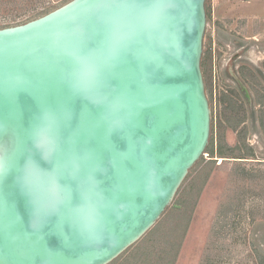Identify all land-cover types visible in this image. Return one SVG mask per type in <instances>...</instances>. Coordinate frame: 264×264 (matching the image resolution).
Here are the masks:
<instances>
[{
    "label": "water",
    "instance_id": "95a60500",
    "mask_svg": "<svg viewBox=\"0 0 264 264\" xmlns=\"http://www.w3.org/2000/svg\"><path fill=\"white\" fill-rule=\"evenodd\" d=\"M207 0H70L0 28V264H109L213 135Z\"/></svg>",
    "mask_w": 264,
    "mask_h": 264
},
{
    "label": "rangeland",
    "instance_id": "374dc122",
    "mask_svg": "<svg viewBox=\"0 0 264 264\" xmlns=\"http://www.w3.org/2000/svg\"><path fill=\"white\" fill-rule=\"evenodd\" d=\"M9 1L5 6L18 7L24 12L22 17L11 24L17 25L40 17L43 13L52 11L70 0ZM36 6L42 7L36 10L34 9ZM207 8V11L209 10V28L205 40V52H210L212 62L211 80H209L207 94L212 105L214 126L216 127L221 118V90L223 87L226 89L228 87L222 78V58L228 54V46L231 48L235 40L246 39L256 33V37L264 41V0H207ZM32 10H36V12L30 13ZM10 21L9 16L0 13V28ZM213 26L216 27L215 32ZM213 33L215 34V44L210 36ZM215 46L216 49L213 50ZM245 116V119L249 118L248 113ZM243 126L249 129L248 124ZM241 128L242 125L238 129ZM228 133L231 142L234 144L238 142L237 135H234L231 129L228 130ZM247 142L255 148V155L257 153L261 159L260 162L252 159L247 160L249 161L247 168L254 172L256 180L254 187L258 190L261 186L264 187V182L262 185L257 181V179L264 180V136L261 134L257 137L255 134H251L249 129ZM216 146L217 138H215ZM225 162L219 156L213 158L210 155H204L190 170L177 193L174 204L133 245L134 247H131L132 249L130 248L109 264H201V259L207 250L216 225L217 212L220 210L221 203L227 198L225 194L230 192L228 180L233 164L226 163L227 167H219V164ZM262 193L264 192L254 191L250 195L248 194L246 205L234 212L236 225L231 219V227L219 228L221 234H218L216 242L219 246H221L220 243H223L227 247L222 250L217 246L213 248V253H223L220 256H213V264H259L253 253L257 249L264 252V217L251 222L248 212L252 208L264 210V194ZM139 244L142 245L138 247ZM134 250L137 251V255L129 260Z\"/></svg>",
    "mask_w": 264,
    "mask_h": 264
},
{
    "label": "trees",
    "instance_id": "16d2710c",
    "mask_svg": "<svg viewBox=\"0 0 264 264\" xmlns=\"http://www.w3.org/2000/svg\"><path fill=\"white\" fill-rule=\"evenodd\" d=\"M10 2L9 0H1L0 2V13H4L6 16H9L10 23L5 26H11L15 20L19 17L23 16V11L20 10L18 7H7L5 6L7 3ZM45 3V2H44ZM46 4V3H45ZM42 6H36L34 9H40ZM3 9V10H2ZM208 9V8H207ZM36 10H32L30 13H35ZM50 11L43 13V15L47 14ZM209 13V10H208ZM8 18V17H7ZM36 18V17H35ZM33 19V18H32ZM31 20V19H30ZM204 59L202 61V69L206 79V87L209 86V80H211V55L210 52H204ZM235 94L232 92H222L220 95V103L222 105L221 110V118L218 120V125L214 126V118H213V135L211 138V143L208 146L206 152L211 157H221L226 161L224 164H219V167H227V164H233L231 166V170L229 171V182H228V191L225 194L227 195L226 200L221 203L220 210L217 212V220L215 222L213 233L211 234L210 241L208 243V247L206 252L204 253L203 258L201 259V264H213V256H220L223 253L215 252L213 253L214 247L224 248L227 247L225 244L220 243L217 244L218 234H221V230L219 228L223 227H231V219L234 220V224L236 225V217H235V210L239 209L246 205L247 197L253 193L254 191L264 192V187H260V189L256 190L254 187L255 174L254 172L247 168L248 159H252L255 156L254 148L247 142V137L249 134V129L246 124H243L247 119L246 118V108L243 103H240L237 98L234 96ZM264 120V117H263ZM242 128L239 130L240 126ZM263 128H264V121H263ZM216 128V131H215ZM231 129L233 134L237 135V140L235 144L231 142L229 139L228 130ZM216 135V136H215ZM215 138H217V146L215 147ZM203 158V157H202ZM257 181L262 184L264 180L257 179ZM263 185V184H262ZM260 190V191H259ZM249 194V195H248ZM264 194V193H262ZM178 207V206H175ZM234 215H233V214ZM249 221L254 222L258 218L264 217V210H254L253 208L248 212ZM220 220V221H219ZM218 228V230H216ZM142 244H139L140 247ZM132 248L134 246H131ZM130 247V248H131ZM129 248V249H130ZM131 248V249H132ZM212 248V249H211ZM127 249V250H129ZM127 250L125 252H127ZM139 250V249H138ZM124 252V253H125ZM123 253V254H124ZM121 254L119 257H121ZM140 254V252H139ZM137 255V251H132L131 257L129 260ZM258 262L259 264H264V255L258 253Z\"/></svg>",
    "mask_w": 264,
    "mask_h": 264
},
{
    "label": "flooded vegetation",
    "instance_id": "af4514ba",
    "mask_svg": "<svg viewBox=\"0 0 264 264\" xmlns=\"http://www.w3.org/2000/svg\"><path fill=\"white\" fill-rule=\"evenodd\" d=\"M246 39L235 40L231 48L228 46V54L222 58V78L228 87H223L221 94L232 92L244 104L249 118L243 124H248L251 134L259 137L261 134L264 136V41L256 34ZM252 160L261 161L257 153ZM258 253L264 255L261 250H255L253 254L257 262Z\"/></svg>",
    "mask_w": 264,
    "mask_h": 264
},
{
    "label": "built area",
    "instance_id": "2783aa9c",
    "mask_svg": "<svg viewBox=\"0 0 264 264\" xmlns=\"http://www.w3.org/2000/svg\"><path fill=\"white\" fill-rule=\"evenodd\" d=\"M213 31L215 32L216 31V27H214L213 26ZM210 36H211V38L213 39V44H215L214 42H216V40H215V34L213 33V34H210ZM216 49V46L215 47H213V50H215ZM205 156L206 155H209L207 152L204 154Z\"/></svg>",
    "mask_w": 264,
    "mask_h": 264
},
{
    "label": "crops",
    "instance_id": "0c3cea01",
    "mask_svg": "<svg viewBox=\"0 0 264 264\" xmlns=\"http://www.w3.org/2000/svg\"><path fill=\"white\" fill-rule=\"evenodd\" d=\"M254 34H256V33H254Z\"/></svg>",
    "mask_w": 264,
    "mask_h": 264
}]
</instances>
